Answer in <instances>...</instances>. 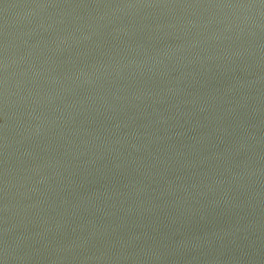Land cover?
<instances>
[{"label": "water", "instance_id": "1", "mask_svg": "<svg viewBox=\"0 0 264 264\" xmlns=\"http://www.w3.org/2000/svg\"><path fill=\"white\" fill-rule=\"evenodd\" d=\"M0 264H264V0H0Z\"/></svg>", "mask_w": 264, "mask_h": 264}]
</instances>
